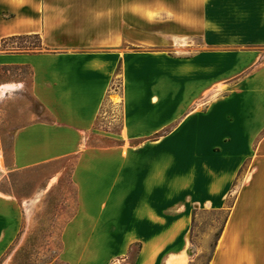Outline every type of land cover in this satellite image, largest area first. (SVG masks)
Segmentation results:
<instances>
[{
	"label": "crops",
	"instance_id": "1",
	"mask_svg": "<svg viewBox=\"0 0 264 264\" xmlns=\"http://www.w3.org/2000/svg\"><path fill=\"white\" fill-rule=\"evenodd\" d=\"M28 36L42 48H1ZM22 68L49 118L14 132L0 184L73 161L60 262L140 246L133 264H195V218L211 211L225 219L206 264H264V0H0V100L26 85L4 69ZM111 100L117 134L96 128ZM31 203L0 188V263Z\"/></svg>",
	"mask_w": 264,
	"mask_h": 264
},
{
	"label": "rangeland",
	"instance_id": "2",
	"mask_svg": "<svg viewBox=\"0 0 264 264\" xmlns=\"http://www.w3.org/2000/svg\"><path fill=\"white\" fill-rule=\"evenodd\" d=\"M35 39L16 40L8 49L33 52L37 49ZM19 46V47H18ZM20 46H30L23 48ZM4 81L25 79L21 92L0 100V168L11 163L12 137L14 132L28 124L48 120L47 114L33 99L30 92V71L26 68L9 69ZM1 80L3 72H0ZM120 88L119 79L112 86V93ZM96 128L117 134L120 130V107L118 103L107 101L102 109ZM93 143L110 144L109 139L92 136ZM73 161H63L43 167L8 174L0 188L12 192L22 200H31L24 221V231L16 244L4 256L0 264H64L58 260L62 246L60 232L75 209L74 189L69 182ZM61 173L55 187L45 189L50 178ZM225 213L199 212L194 222V241L201 244L202 252L195 264H206L218 235L217 228L224 222ZM137 247L134 248V252ZM134 252L125 260L113 264H133Z\"/></svg>",
	"mask_w": 264,
	"mask_h": 264
},
{
	"label": "trees",
	"instance_id": "3",
	"mask_svg": "<svg viewBox=\"0 0 264 264\" xmlns=\"http://www.w3.org/2000/svg\"><path fill=\"white\" fill-rule=\"evenodd\" d=\"M26 39H35L37 41V46H34L37 50H40L42 48V45H41V41H40V38L38 36H28V37H15V38H10L8 40H4L2 42V50H23V49H14V48H11V49H8L9 47V43L12 42V41H16V40H26ZM19 47V46H18ZM20 47H23V48H27L28 46H20ZM30 47V46H29ZM28 47V48H29ZM119 72H120V69L118 68L117 70V75H119ZM221 229L218 230V235L217 237L219 236V233H220ZM216 237V238H217ZM140 250V246H138V249L134 252L133 249H130V255L134 252V257H135V254ZM210 258V257H209Z\"/></svg>",
	"mask_w": 264,
	"mask_h": 264
},
{
	"label": "bare ground",
	"instance_id": "4",
	"mask_svg": "<svg viewBox=\"0 0 264 264\" xmlns=\"http://www.w3.org/2000/svg\"><path fill=\"white\" fill-rule=\"evenodd\" d=\"M3 94H5L4 90H0V95H3Z\"/></svg>",
	"mask_w": 264,
	"mask_h": 264
}]
</instances>
